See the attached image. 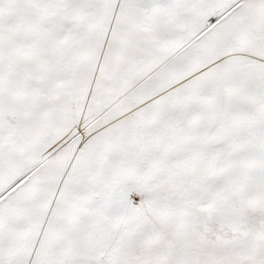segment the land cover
Instances as JSON below:
<instances>
[{
  "label": "snow or ice",
  "instance_id": "obj_1",
  "mask_svg": "<svg viewBox=\"0 0 264 264\" xmlns=\"http://www.w3.org/2000/svg\"><path fill=\"white\" fill-rule=\"evenodd\" d=\"M0 264H264V0H0Z\"/></svg>",
  "mask_w": 264,
  "mask_h": 264
}]
</instances>
